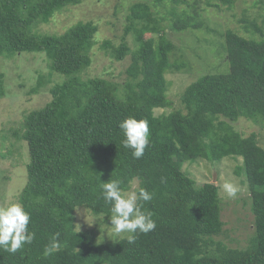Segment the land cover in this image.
I'll use <instances>...</instances> for the list:
<instances>
[{
	"label": "trees",
	"instance_id": "obj_1",
	"mask_svg": "<svg viewBox=\"0 0 264 264\" xmlns=\"http://www.w3.org/2000/svg\"><path fill=\"white\" fill-rule=\"evenodd\" d=\"M155 1L166 7L165 0ZM237 1L207 4L232 10ZM83 2L0 0V115L8 114L7 121L0 119V140L11 143L10 155L23 146L27 150L26 175L11 190L30 212L29 228L36 234L15 254L0 250V264H264V146L257 134L246 136L235 125L245 118L264 128V22L243 20L249 37L227 30L223 41L201 40L223 52L222 69L188 86L179 109L158 115L157 110L173 108L167 74L187 65L179 62L184 54L172 61L179 53L174 39L205 26L200 0L189 5L190 11L177 7L187 0H171L176 7L164 14L148 0L115 6L116 17L127 9L124 34L119 44L107 39L101 48L111 65L130 59L121 81L90 71L98 43L95 20L78 21L63 35L39 30ZM19 57L27 61L19 63ZM15 86L26 91L28 103L43 91L51 101L12 114L21 110L12 102L22 94L12 92ZM127 117L149 124L150 144L140 159L121 144L118 123ZM225 159L242 160L236 174L246 176L250 197L244 205L254 218L247 245L236 248L220 239L229 232L219 186H197L184 170L199 161L219 165ZM110 179H119L125 191L139 186L153 193L144 207L153 213L156 228L133 244L126 238L100 242L78 222L80 211L108 217L99 186ZM57 234L61 248L45 257V246Z\"/></svg>",
	"mask_w": 264,
	"mask_h": 264
},
{
	"label": "rangeland",
	"instance_id": "obj_2",
	"mask_svg": "<svg viewBox=\"0 0 264 264\" xmlns=\"http://www.w3.org/2000/svg\"><path fill=\"white\" fill-rule=\"evenodd\" d=\"M121 1H124L125 4L128 5L131 0H84L83 4L70 7L64 12L57 14L49 24L40 26L39 30L43 33L63 35L78 21L86 22L88 20H95L99 28L97 34L98 43H96L91 53L93 65L90 71L92 74H102L107 78L112 76L114 79L121 81L125 78L124 70L129 65L130 59L127 58L122 63L111 65L112 62L108 58L107 51L101 48L103 42L107 39H112L115 43L119 44L121 41L120 38L124 34L127 9L123 8L118 17L114 15L115 6ZM187 1V4L182 2L178 4V9L190 11L191 7L189 5L193 4L195 0ZM208 1L218 3V0H200L199 7L202 10L201 20L204 21L205 24V26L202 27L203 29L194 31L188 30L178 34V38L174 39L175 45L179 48V53L172 61H177L180 57L179 55L184 54V59L182 58L179 62L185 60L187 65L179 72L174 71L167 74L166 78L168 82L171 83L168 98L172 101L173 108L168 110H157L156 113L158 115L179 109L182 106L181 95L188 86L198 80L199 77L222 69L223 59L225 58L222 56L223 52L218 51V48L211 49L209 43H203L201 40L208 39L215 42L223 41L222 36L227 30H233L240 35L249 37L250 35L247 34L245 29L247 27L246 23L243 20H257L259 24H263L264 22V0H238L232 10H228L226 6L222 5H220L221 8L211 7L207 4ZM148 2L151 3L155 12L161 14H164V12L172 6L176 7L175 4L171 3V0H165L164 4L166 3V7H162V4H156L157 2L155 0H148ZM128 43L132 48H136L133 35L128 37ZM205 49L206 52L204 51ZM23 56L33 57L34 54H24ZM26 58L27 57H19L16 59L19 63H22L25 62V60L27 61ZM29 86L30 84H28L25 89L28 90ZM10 88H14L12 81L10 83ZM23 90L24 89H18L15 86V89L12 91L22 93L18 99L12 100L13 103H19L17 106L20 107L21 110H16L14 108L12 114L17 113V116H19L24 109L30 111L41 109L51 101L50 93L43 91L38 95L30 97L32 101L28 103L27 99L29 97L23 95L26 92ZM7 116L8 114H2L0 115V119L7 121ZM17 116H13V118L15 119ZM21 118L17 117L16 120H21ZM235 125L237 129L246 136L257 134L258 139L264 146V128L262 125L245 120V118H242ZM10 145L11 143L8 141L3 143L0 140V204L17 202L15 193H13L11 187L21 181V177L24 173L26 175V163L29 161V156L24 146L22 152L20 150L10 155V148L14 149L10 147ZM1 153L7 154V157H2ZM241 164V159L238 161L234 159H225V161L219 165L211 164L206 161H199L196 164L185 165L184 167V170L189 172L191 178L196 181L197 186L212 182L219 186V194L222 201V221L225 225V231L229 232V234L227 233L228 236H224L220 239L224 240L228 246L233 248L246 246V238L249 236V233L253 231V214L250 212V207L244 205V200L245 202L246 200L249 202L250 197L246 183L247 179L244 173L241 175L236 174L237 167ZM17 179L19 180L17 181ZM225 180L239 187L240 191L236 197L229 198L221 190L220 186ZM10 197L11 200H9ZM78 222L85 228L89 227V230H93L95 235L102 238L99 240L100 242L103 238H105L106 243H112L126 238L123 235L120 237L112 236L110 229L105 225L107 224L110 226L109 217L105 215H94L93 217L91 215L88 216L87 211H80Z\"/></svg>",
	"mask_w": 264,
	"mask_h": 264
},
{
	"label": "clouds",
	"instance_id": "obj_3",
	"mask_svg": "<svg viewBox=\"0 0 264 264\" xmlns=\"http://www.w3.org/2000/svg\"><path fill=\"white\" fill-rule=\"evenodd\" d=\"M118 128L123 148L129 150L134 159H140L150 144L148 121L127 117L118 123ZM220 187L229 198L236 197L240 191L236 184L228 180ZM99 192L109 206L110 226L105 225L110 229L112 236L123 235L129 244H133L140 234H148L156 228L153 213L144 207L145 203L153 199V193L146 188L137 186L136 190L125 191L119 179H110L108 182H101ZM30 223L31 214L22 203L0 204V250L15 254L25 245L31 244L36 234L30 230ZM60 248L57 234L45 246L43 255L50 256Z\"/></svg>",
	"mask_w": 264,
	"mask_h": 264
}]
</instances>
